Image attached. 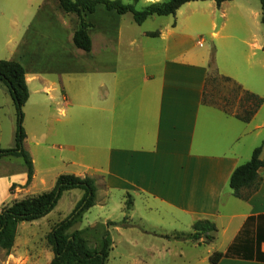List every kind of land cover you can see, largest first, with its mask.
<instances>
[{
    "label": "crops",
    "instance_id": "crops-1",
    "mask_svg": "<svg viewBox=\"0 0 264 264\" xmlns=\"http://www.w3.org/2000/svg\"><path fill=\"white\" fill-rule=\"evenodd\" d=\"M177 15L187 16L190 26L181 25L178 18L179 22L159 30L155 37L159 42L151 41L148 53H126L124 60L121 53L106 52L101 32V49L95 62L100 63L91 68H83L82 64L91 63L90 54L96 53H53V68H28L34 60L25 51L28 43L23 38L10 59L21 62L26 69L30 97L24 108L30 102L35 81L43 84L45 93L54 88V102L59 105L55 113L61 116L57 120L66 123L68 134L66 142L57 144L67 153L60 154V162L77 168L69 172L81 177L99 173L107 192L118 190L133 195L126 216L133 214L137 197L143 199L146 210L153 214L150 218L159 220L161 214L166 222L161 229L148 231L158 235L190 234L194 222L208 219L218 227L214 241L209 243L213 247L209 257L220 250L228 256L218 264H264V167L260 169L261 185L248 200L235 197L230 187L233 171L248 161L257 147L264 123L253 124L256 114L250 122H244L204 102L212 63L244 89L256 94L261 93L260 89L264 91L262 5L251 0L221 4L214 0L191 1ZM201 27L207 28L198 29ZM147 32L142 35L148 36ZM202 33L205 38L210 36L214 54L211 49H201L205 41ZM95 74L99 77L97 85L90 83ZM72 82L78 84V90L71 88ZM97 87L95 99L93 89ZM16 129V107L8 87L0 81L1 147L15 145ZM92 130L98 136V150L92 157L97 158L95 161L80 149L84 136ZM32 159L33 182L38 171ZM27 181L26 171L0 170V210L11 202L12 186H24ZM50 214L20 222L12 249L7 252L0 247V264H50L54 257L47 241L53 227L47 221ZM220 235L224 239L217 246ZM160 239L167 246L172 242L181 244L184 255L187 249L203 244L202 239L197 243L190 238ZM184 261L197 264L187 257Z\"/></svg>",
    "mask_w": 264,
    "mask_h": 264
},
{
    "label": "rangeland",
    "instance_id": "rangeland-1",
    "mask_svg": "<svg viewBox=\"0 0 264 264\" xmlns=\"http://www.w3.org/2000/svg\"><path fill=\"white\" fill-rule=\"evenodd\" d=\"M121 1L126 4L134 3L136 8L141 10L151 3L164 0ZM251 1L261 5L260 0ZM186 17L176 16V14L167 16L152 15L142 24H138L135 22L132 13L118 14L114 11L106 10L104 5L100 4L93 14L86 17V21L91 23L89 32L93 42L92 50L90 52H78L79 50L74 44L73 36L79 27V17L75 13L64 11L60 6L59 0H0V58L10 59V53H15V46L25 38V42L28 43L25 51L31 53V58L33 57L32 60H34L33 63L28 64V68L34 66L40 69L53 68L54 63L52 62L53 59H51L53 53H96L95 55L90 54L91 63L82 64L83 68H91L94 64L99 66L100 63V61L98 63L95 62L98 60L97 53H100L101 49V32L104 37L103 44L106 49L108 48L106 52L121 53L122 58L126 53H148L152 47L151 41L159 42L153 36L142 35L143 32L159 31L168 24L179 22L178 18L181 20V25L190 26ZM118 27L120 28L119 38L115 34ZM206 28L201 27L198 29L204 30ZM261 28L264 34V24H261ZM203 37L205 41L204 47L201 49H211L214 54L215 49L212 46L210 36L205 38L203 35ZM11 38L14 39L13 42H9ZM197 38L200 39L201 34L197 35ZM134 39L136 41L133 42ZM113 41L115 42L113 43ZM73 58H76V56ZM224 76L218 70L216 64L212 63L206 84V101L210 105L218 106L220 104L233 112L242 113L245 108L251 106V103H243L244 101L241 100L242 91H239L236 85L226 80ZM93 77L90 83L97 85L98 74ZM35 85L31 84V99L26 108H23L25 112L23 127L27 133L25 147L31 152L36 161L38 176L31 184L27 183L21 187L12 186L11 202L51 189L56 183L58 174L70 173L69 170L77 169L66 167L59 160L60 154L65 156L67 153H65L66 148L61 150L57 144L66 142L68 134L66 123L58 122L57 120V116H61L60 113L57 115L55 113L59 105L54 102V88H49L48 93H45L43 84L35 81ZM71 88L76 91L79 86L77 83L72 82ZM260 90L262 91L258 94L264 97L263 89ZM93 91H96L94 98L97 99L98 87L93 89ZM58 92L61 93V85L58 87ZM62 95H65L64 90ZM59 101L62 102L61 100ZM2 120L5 127L7 122L5 118ZM254 123H264V104L257 111ZM263 139L264 130L260 141H257V146L262 144ZM82 142L84 143L80 147L82 152L91 161H95L97 158L93 160L92 157H94V152L98 150L97 134L92 130L90 135L88 133L84 136ZM2 168H9L14 173L27 172L23 158L17 156L1 158L0 170ZM90 176L96 179L98 187L97 202L84 213L83 218L72 230H87L86 236L91 247H97L104 233L107 230L109 231L113 246L105 264H189L184 261V257L193 262L197 261V264H210L209 253L213 249L212 244L203 243L195 249H187V255H184L183 250H181V244H173L174 242H172L167 246L165 244L166 241L160 239L161 237H167L175 240V233L158 235L148 231L150 229L159 230L166 226V222H163L161 214H159V220L156 217L150 218L153 214L146 210L145 201L139 199V196L132 209L133 214L127 216L126 226L109 225V221H121L126 216L125 203L129 193L123 195L118 190H109L107 192L99 173H94ZM82 194L83 190L78 188L65 191L57 206L51 211L47 220L49 225L54 226L66 218L74 209ZM223 239L224 237H221L216 245L219 246ZM193 241L198 242L196 240ZM187 246L188 244L183 245V247ZM201 259L203 263L200 262Z\"/></svg>",
    "mask_w": 264,
    "mask_h": 264
},
{
    "label": "trees",
    "instance_id": "trees-1",
    "mask_svg": "<svg viewBox=\"0 0 264 264\" xmlns=\"http://www.w3.org/2000/svg\"><path fill=\"white\" fill-rule=\"evenodd\" d=\"M138 0H135L137 2ZM191 1L206 0H164L149 4L139 10L134 3L126 4L121 0H59L60 6L67 13H75L79 17V27L76 29L73 41L76 47L90 52L93 42L89 32L90 22L86 17L93 14L98 5L102 4L108 11L118 14L132 13L136 23L142 24L152 15L167 16L175 15L186 3ZM221 4L227 0H214ZM262 5V22L264 24V0ZM149 36L157 37L160 31H150ZM210 75V74H209ZM224 76V75H223ZM209 78V76H208ZM207 78V80H208ZM228 81L233 82L239 91H242L241 100L243 103H251L242 113L226 108L218 104V108L236 118L250 122L257 111L264 104V97L244 89L240 84L228 76ZM0 81L9 89L17 111V129L15 145L5 148L0 146V159L5 157H22L26 164L28 181L30 184L34 177V163L30 152L25 147L27 133L23 127L25 113L23 108L30 97L29 87L26 81V69L24 65L13 59L0 60ZM206 101V91L204 93ZM264 143L257 146L251 158L245 163L236 167L230 178V187L233 195L237 198L248 200L259 189L262 176L260 169L264 167L263 153ZM83 190L81 199L77 202L71 213L56 223L49 234L47 241L52 247L54 257L50 264H105L112 249V238L107 230L97 247H91L86 236L87 230L72 228L83 218L84 213L93 207L97 202V183L92 176L81 177L73 173H63L57 177L55 185L41 193L30 195L22 199L13 200L0 210V247L9 252L15 242L18 224L22 221H33L48 215L58 204L63 193L71 189ZM133 205V196L127 195L125 209L129 211ZM109 225H127V216L121 221H109ZM193 232L190 234L176 233L175 238L184 240L192 239L201 243H210L215 239L218 227L215 222L208 219H200L192 225ZM228 256L220 250L212 252L209 257L211 264H218L222 258Z\"/></svg>",
    "mask_w": 264,
    "mask_h": 264
}]
</instances>
